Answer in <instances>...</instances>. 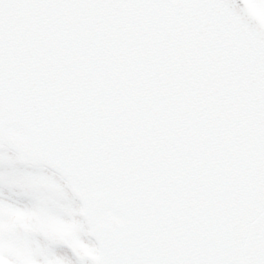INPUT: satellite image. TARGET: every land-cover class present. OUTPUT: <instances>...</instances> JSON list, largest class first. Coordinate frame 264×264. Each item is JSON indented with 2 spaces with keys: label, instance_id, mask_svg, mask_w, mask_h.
Instances as JSON below:
<instances>
[{
  "label": "snow or ice",
  "instance_id": "obj_1",
  "mask_svg": "<svg viewBox=\"0 0 264 264\" xmlns=\"http://www.w3.org/2000/svg\"><path fill=\"white\" fill-rule=\"evenodd\" d=\"M0 264H264V0H0Z\"/></svg>",
  "mask_w": 264,
  "mask_h": 264
}]
</instances>
